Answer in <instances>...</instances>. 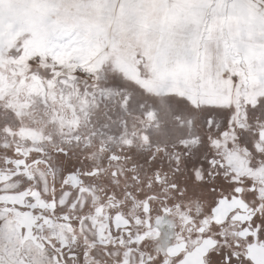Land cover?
<instances>
[{
	"label": "snow or ice",
	"instance_id": "obj_1",
	"mask_svg": "<svg viewBox=\"0 0 264 264\" xmlns=\"http://www.w3.org/2000/svg\"><path fill=\"white\" fill-rule=\"evenodd\" d=\"M0 264H264V0H0Z\"/></svg>",
	"mask_w": 264,
	"mask_h": 264
}]
</instances>
